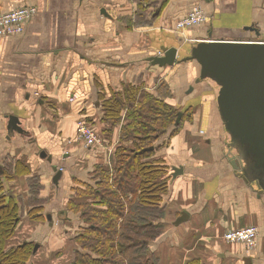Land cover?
Segmentation results:
<instances>
[{
	"label": "crops",
	"instance_id": "obj_1",
	"mask_svg": "<svg viewBox=\"0 0 264 264\" xmlns=\"http://www.w3.org/2000/svg\"><path fill=\"white\" fill-rule=\"evenodd\" d=\"M24 6L38 8L25 32L0 37V162L14 163L10 187L24 213L11 243L27 238L39 244L28 264H72L76 244L60 225L61 214L85 182L95 186L96 168L115 166L120 127L102 146L85 147L77 123L91 120L109 130L104 96L130 83L157 93L160 82L170 92L168 101L193 113L177 135L158 139L162 146L143 161L163 159L171 174L174 166L183 168L162 197L165 212L158 223L164 230L149 244L158 264H264V195L231 164L215 88L196 83V62L163 67L149 60L163 56V47H177L181 58L200 40H264V0H0V12ZM196 7L207 21L176 29ZM8 115L18 116L26 133L9 138ZM57 163L65 166L55 183ZM34 175L43 184L45 221L28 215ZM183 211L188 220L174 226ZM66 217L80 219L71 212ZM248 225L259 228L254 249L224 239L228 230Z\"/></svg>",
	"mask_w": 264,
	"mask_h": 264
},
{
	"label": "trees",
	"instance_id": "obj_2",
	"mask_svg": "<svg viewBox=\"0 0 264 264\" xmlns=\"http://www.w3.org/2000/svg\"><path fill=\"white\" fill-rule=\"evenodd\" d=\"M155 90L157 93L130 83L124 90L104 96L103 124L109 130L101 131L93 121L85 120L104 141L111 140L114 129L120 127V145L113 171L105 166L96 168L95 186L85 182L61 214L60 225L76 244L72 264H158L149 244L164 230L158 221L165 212L162 197L172 174L163 159L143 161L162 146L157 145L158 139L178 134L193 109L182 110L168 101L170 92L164 82ZM13 164L9 159L0 162V264H28L38 251L34 252L37 243L27 238L11 243L24 215L22 203L10 187ZM29 186L32 207L28 215L45 221L40 177L31 176ZM85 195H92V200L84 201ZM69 212L79 214V222L66 217Z\"/></svg>",
	"mask_w": 264,
	"mask_h": 264
},
{
	"label": "water",
	"instance_id": "obj_3",
	"mask_svg": "<svg viewBox=\"0 0 264 264\" xmlns=\"http://www.w3.org/2000/svg\"><path fill=\"white\" fill-rule=\"evenodd\" d=\"M162 50L163 56L149 58L153 64L163 67L189 61L199 64L196 83L208 81L215 88L231 164L253 191L264 195V40H200L181 58H178L177 47H163ZM193 90L191 86L189 92ZM7 132L9 138L26 133L18 116L8 115ZM41 156L46 157V153L42 152ZM54 171L53 181L57 183L62 170L54 166ZM182 173V167H173V177ZM48 218H52L50 214ZM188 218L189 213L183 211L173 224L179 226ZM38 248L39 244L34 252Z\"/></svg>",
	"mask_w": 264,
	"mask_h": 264
},
{
	"label": "built area",
	"instance_id": "obj_4",
	"mask_svg": "<svg viewBox=\"0 0 264 264\" xmlns=\"http://www.w3.org/2000/svg\"><path fill=\"white\" fill-rule=\"evenodd\" d=\"M38 8L35 6H24L15 8L7 12H0V37L16 36L25 32V26L37 14ZM208 19L205 11L201 7H196L185 17L178 20L176 29L198 26ZM78 138L83 140L87 147L102 146L105 141L99 136L96 130L85 120L77 123ZM259 228L256 225H248L241 228L230 229L224 234V239L231 244H242L245 249H254L258 244Z\"/></svg>",
	"mask_w": 264,
	"mask_h": 264
},
{
	"label": "rangeland",
	"instance_id": "obj_5",
	"mask_svg": "<svg viewBox=\"0 0 264 264\" xmlns=\"http://www.w3.org/2000/svg\"><path fill=\"white\" fill-rule=\"evenodd\" d=\"M188 91H189V89H186V93H187ZM188 121H189V120H188ZM215 121H217V119H216ZM181 130H182V128H181ZM181 130H180V131H181ZM180 131H179V132H180ZM179 132H178V133H179ZM7 133H8V132H7ZM200 134H202V133H200ZM15 136H16V135H15ZM15 136H13V137H11V138H14ZM168 136H170V135L168 134ZM80 140H81V139H80ZM192 142H193V141H191V139H189V140L187 141V144H190V143H192ZM168 144H169V142H168L167 144L164 143L163 146H164V145H168ZM85 147H87V146L85 145ZM234 154H235V153H234L233 151H230V155H231V156H234ZM56 165L58 166V168H60V167H62V166H65V165H60V164H58V163H57ZM63 169H64V168H63ZM175 220H176V219H175ZM175 220H174V221H175Z\"/></svg>",
	"mask_w": 264,
	"mask_h": 264
}]
</instances>
